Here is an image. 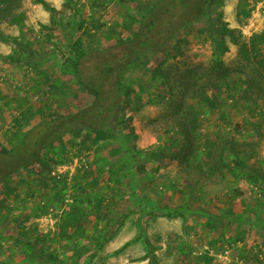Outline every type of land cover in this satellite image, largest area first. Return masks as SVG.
I'll list each match as a JSON object with an SVG mask.
<instances>
[{
  "label": "rangeland",
  "instance_id": "rangeland-1",
  "mask_svg": "<svg viewBox=\"0 0 264 264\" xmlns=\"http://www.w3.org/2000/svg\"><path fill=\"white\" fill-rule=\"evenodd\" d=\"M46 1L59 12L0 0V151L93 101L69 73L74 39L120 55L158 0ZM221 1L211 19L234 33L197 22L126 76L123 138L95 143L85 128L3 183L0 264H264V0ZM127 144L136 174L122 167ZM78 196L86 213L64 222Z\"/></svg>",
  "mask_w": 264,
  "mask_h": 264
},
{
  "label": "trees",
  "instance_id": "trees-1",
  "mask_svg": "<svg viewBox=\"0 0 264 264\" xmlns=\"http://www.w3.org/2000/svg\"><path fill=\"white\" fill-rule=\"evenodd\" d=\"M67 1L65 0L66 7L69 5ZM36 3L42 4L52 16L59 12L46 0H36ZM222 6L221 0H158L150 11L141 17L136 34L123 43L122 53L110 56L111 58H107L104 50L89 51L82 38L74 39L71 46L73 51L72 69L69 73L93 95V101L78 112L61 114L52 119L41 121L30 127L13 148L0 151V190L3 183L12 175L41 163L45 149L51 148L75 132H81L85 128L90 129L94 133L95 143L105 139L123 138L120 118L126 95L124 83L126 76L134 69L151 65L174 35L197 22L211 21L214 12H217ZM217 14L220 19L222 11H218ZM212 21V25L217 26L215 27L216 33L220 34L223 30L234 33L224 26L222 28L221 20ZM258 37L261 38L260 42L264 41V35ZM7 41L20 45L16 37L8 38ZM214 41L215 47L220 48L221 54L228 50L220 36L216 37ZM252 44L256 48L257 43L253 42ZM93 56L97 59L106 57L89 66L87 62ZM121 152L123 169L129 170L130 174H136L137 170L133 167L132 160L134 151L127 144L121 149ZM132 191L130 197L137 198V192L133 188ZM76 199V207L72 209V212L65 214L64 222L71 220L72 215L76 213H86L84 206L87 199L82 196H78ZM90 201L91 199L88 200V203ZM92 203L95 205L94 210H98L102 202L99 196H95ZM146 206L148 208L150 205L146 204ZM96 240L97 247H100L105 236L100 234ZM131 242L123 244L115 253L122 252ZM80 245L79 239L73 244L76 250L80 248ZM149 256L152 257L153 262H157L154 253ZM48 259L52 260L51 264L64 261L58 254H53ZM75 261L77 262L76 259Z\"/></svg>",
  "mask_w": 264,
  "mask_h": 264
},
{
  "label": "built area",
  "instance_id": "built-area-1",
  "mask_svg": "<svg viewBox=\"0 0 264 264\" xmlns=\"http://www.w3.org/2000/svg\"><path fill=\"white\" fill-rule=\"evenodd\" d=\"M52 216V211H50L49 213H48V217H51Z\"/></svg>",
  "mask_w": 264,
  "mask_h": 264
}]
</instances>
